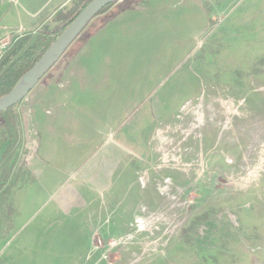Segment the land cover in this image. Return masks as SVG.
Masks as SVG:
<instances>
[{"label":"rangeland","instance_id":"obj_1","mask_svg":"<svg viewBox=\"0 0 264 264\" xmlns=\"http://www.w3.org/2000/svg\"><path fill=\"white\" fill-rule=\"evenodd\" d=\"M109 12L82 35L104 22L69 74L80 41L15 105V128L0 117V264L115 263L110 217L91 228L93 209L113 199L80 182L101 159L129 168L113 193L142 186L152 221L170 227L144 232L147 258L116 264H264V0Z\"/></svg>","mask_w":264,"mask_h":264},{"label":"crops","instance_id":"obj_2","mask_svg":"<svg viewBox=\"0 0 264 264\" xmlns=\"http://www.w3.org/2000/svg\"><path fill=\"white\" fill-rule=\"evenodd\" d=\"M74 1L75 0H17L14 3L9 0H0V36H4L6 34L15 35L18 30H23L24 36L18 40V42L21 43V47L18 49V51H16L15 55L16 57L20 56L27 47L35 43V38L38 41L39 36L42 35L43 32H49L55 26L59 25L61 20L55 19L54 16H56V14L60 10L70 5ZM50 35L51 34H49V36ZM70 63L64 65L63 67V72H67L66 75L69 74V69L72 70V68H70ZM73 72V76H78L76 71L73 70ZM50 76L51 75L46 78H49ZM46 78L44 76L41 81ZM70 82L72 81L69 80L68 84ZM71 85L72 84H69V86ZM48 99H50V97H48ZM66 103L67 102H64L62 104L64 105V108H61L62 105H60L56 110H58L59 112L62 111V109L68 110V103ZM72 110L73 109H70L71 113ZM42 113L43 112H41V109H38L37 114L42 115ZM114 148L115 150L117 149L116 147ZM114 156H116V151ZM114 158L120 159L116 157ZM119 161L101 159L99 162H87L85 166L86 168L82 170V174L80 176L81 183H91L92 186L96 189H106L108 190L109 199H113V204H111L109 200H107L102 205H99L97 209H93V215H96L97 218L95 220L93 219V226L91 228L93 229L96 223H99V225H101L102 216L110 217L111 220L109 222V225L112 229L116 230L121 235L118 254L116 257L117 259L114 264L119 262L118 259H122L123 254L128 255L130 258H132L134 254L139 252L141 256L145 255V258H147V253H151H146L147 250L144 248L146 243L144 232L147 230L151 232L152 230L156 229H170L169 226L160 228V226H156L157 222L152 221L154 218L153 210L157 208L155 207L156 203H153L152 196L149 195L148 191L145 188H142V186H140V189L134 191L135 193L132 192L131 196L129 197L125 196V193H130V191H126L123 194H121V191L119 193L116 192L117 194L113 193L114 189L116 190L119 186H113L112 188L111 179L113 180V177L117 176V183L121 184V181L124 180L126 176H130L128 173L129 168L127 166V163L122 164L123 162ZM117 162L122 165L120 168H118L119 166L115 167L114 164H116ZM86 173H88L87 176L85 175ZM126 179L127 181L125 184H130L132 179H129L128 177ZM80 188H82V185L74 191L75 196L73 199V204L84 202V200L80 197V193H78V190ZM146 203L150 205H147ZM117 211H119L120 214L114 216ZM112 219L113 222L111 223ZM110 230L111 229H107V232H109ZM172 241L173 240L168 241L165 245H162L160 241H158L157 243L161 244L164 248L167 247V250H170L171 246L174 247L175 245V240L173 242ZM153 242L154 241H152L151 243ZM170 243L171 245H169ZM135 245L138 246L137 250L134 248ZM152 251H155V249ZM149 259L151 260V258ZM96 261L94 262V264H96Z\"/></svg>","mask_w":264,"mask_h":264},{"label":"trees","instance_id":"obj_3","mask_svg":"<svg viewBox=\"0 0 264 264\" xmlns=\"http://www.w3.org/2000/svg\"><path fill=\"white\" fill-rule=\"evenodd\" d=\"M90 0H75L72 6L69 8H63L60 10L55 19H60L61 22L59 25L55 26L49 32H43L42 35L39 36L38 42L33 43L29 47L24 50V52L20 56H15L16 51L21 47V43H17L14 48H12L8 53L5 54L3 59L0 62V96L7 93L16 83L18 78L26 72L35 61L39 59L45 49L49 46V44L55 39V37L62 32V30L68 25V23L75 17V15L89 2ZM148 4V0H120L116 2H112L105 7H103L92 19V21L88 24V26L97 18L105 14L107 11H110L109 14L105 18H111L116 14L122 13L123 11H138L142 9L144 6ZM113 7H116L114 10ZM104 22L101 21L100 26L94 29V31L98 30ZM88 26L85 30L79 35V37L70 45L64 55L70 50L71 47L77 44V48L71 53L67 61L64 65L70 63V61L78 54L80 51V46H82L89 38L92 31L89 35H87L84 39L80 40L82 35L87 30ZM49 34H51L49 36ZM64 55L60 58V60L64 57ZM60 60L58 62H60ZM57 62V63H58ZM56 63V64H57ZM55 64V65H56ZM53 68V67H52ZM51 70V69H50ZM49 70V71H50ZM48 71V72H49ZM46 76V75H45ZM12 106L2 112H0V117L3 118L5 125L10 128H15L16 126V118L13 114ZM7 176H4L6 179Z\"/></svg>","mask_w":264,"mask_h":264},{"label":"water","instance_id":"obj_4","mask_svg":"<svg viewBox=\"0 0 264 264\" xmlns=\"http://www.w3.org/2000/svg\"><path fill=\"white\" fill-rule=\"evenodd\" d=\"M120 0H90L49 44L42 55L24 72L14 86L0 96V112L21 102L48 71L60 60L70 45L106 5Z\"/></svg>","mask_w":264,"mask_h":264},{"label":"built area","instance_id":"obj_5","mask_svg":"<svg viewBox=\"0 0 264 264\" xmlns=\"http://www.w3.org/2000/svg\"><path fill=\"white\" fill-rule=\"evenodd\" d=\"M11 2H16L17 0H9ZM24 36L23 30H18L15 35L6 34L4 36H0V61L3 59L6 53H8L18 42V40ZM110 243V245L115 243V240ZM109 245V244H108ZM104 258L108 256L103 255Z\"/></svg>","mask_w":264,"mask_h":264}]
</instances>
